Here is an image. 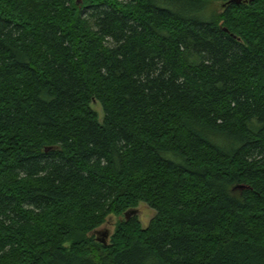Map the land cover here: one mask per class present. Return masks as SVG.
<instances>
[{
  "label": "trees",
  "instance_id": "1",
  "mask_svg": "<svg viewBox=\"0 0 264 264\" xmlns=\"http://www.w3.org/2000/svg\"><path fill=\"white\" fill-rule=\"evenodd\" d=\"M0 264H264V0H0Z\"/></svg>",
  "mask_w": 264,
  "mask_h": 264
},
{
  "label": "rangeland",
  "instance_id": "2",
  "mask_svg": "<svg viewBox=\"0 0 264 264\" xmlns=\"http://www.w3.org/2000/svg\"><path fill=\"white\" fill-rule=\"evenodd\" d=\"M221 5H222V3H218V2L217 3H213L208 8V11L209 12H212V11L219 12V11L222 10V6ZM91 107L97 112L99 120L101 121L102 117H103V112H102V108H101V105L99 104V102H97L96 100H93L92 103H91ZM155 214L156 213L154 212L151 215V217L148 220V222L145 224L144 222H142L139 219V212H138L137 207H135V214L134 215L138 218V220L141 223L142 227H146L148 225V223L151 221V219L155 216ZM134 215H132V216H134ZM122 218H124V216H122V217L116 216V215L108 216L106 221L92 232V235H93L94 239L98 240V239L104 238L105 231H108L109 232V236H108V238L106 240H107V243H109V239H110L112 233L114 232V230L116 228L117 222L119 221V219H122Z\"/></svg>",
  "mask_w": 264,
  "mask_h": 264
},
{
  "label": "clouds",
  "instance_id": "3",
  "mask_svg": "<svg viewBox=\"0 0 264 264\" xmlns=\"http://www.w3.org/2000/svg\"><path fill=\"white\" fill-rule=\"evenodd\" d=\"M136 207L139 212V219L146 224L151 215L155 212V209L143 200L139 201Z\"/></svg>",
  "mask_w": 264,
  "mask_h": 264
},
{
  "label": "water",
  "instance_id": "4",
  "mask_svg": "<svg viewBox=\"0 0 264 264\" xmlns=\"http://www.w3.org/2000/svg\"><path fill=\"white\" fill-rule=\"evenodd\" d=\"M233 2L240 3L241 0H233ZM134 214H135V209L127 211L124 214V216H125L126 219H128L130 216H132ZM108 236H109V232L108 231H105L104 238L98 239V241L101 242L102 244H107V240L106 239L108 238Z\"/></svg>",
  "mask_w": 264,
  "mask_h": 264
}]
</instances>
